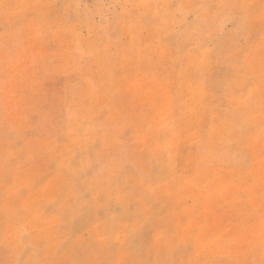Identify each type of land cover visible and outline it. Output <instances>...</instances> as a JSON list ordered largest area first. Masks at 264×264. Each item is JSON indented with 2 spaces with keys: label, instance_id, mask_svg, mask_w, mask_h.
<instances>
[{
  "label": "rangeland",
  "instance_id": "1",
  "mask_svg": "<svg viewBox=\"0 0 264 264\" xmlns=\"http://www.w3.org/2000/svg\"><path fill=\"white\" fill-rule=\"evenodd\" d=\"M0 264H264V0H0Z\"/></svg>",
  "mask_w": 264,
  "mask_h": 264
}]
</instances>
